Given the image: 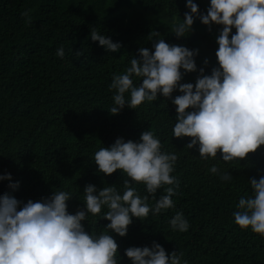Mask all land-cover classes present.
<instances>
[{
    "label": "trees",
    "instance_id": "1",
    "mask_svg": "<svg viewBox=\"0 0 264 264\" xmlns=\"http://www.w3.org/2000/svg\"><path fill=\"white\" fill-rule=\"evenodd\" d=\"M0 264H264V0H0Z\"/></svg>",
    "mask_w": 264,
    "mask_h": 264
}]
</instances>
